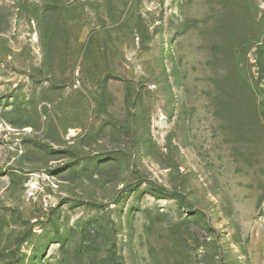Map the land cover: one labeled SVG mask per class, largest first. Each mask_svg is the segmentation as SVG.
Instances as JSON below:
<instances>
[{
	"label": "rangeland",
	"instance_id": "obj_1",
	"mask_svg": "<svg viewBox=\"0 0 264 264\" xmlns=\"http://www.w3.org/2000/svg\"><path fill=\"white\" fill-rule=\"evenodd\" d=\"M0 264H264V0H0Z\"/></svg>",
	"mask_w": 264,
	"mask_h": 264
}]
</instances>
